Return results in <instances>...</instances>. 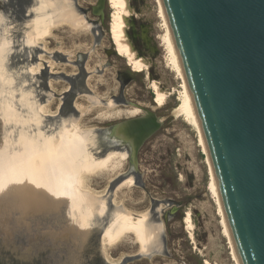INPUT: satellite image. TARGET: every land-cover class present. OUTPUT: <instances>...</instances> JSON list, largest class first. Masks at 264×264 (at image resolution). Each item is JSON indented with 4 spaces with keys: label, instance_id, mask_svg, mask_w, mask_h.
I'll return each mask as SVG.
<instances>
[{
    "label": "rangeland",
    "instance_id": "rangeland-1",
    "mask_svg": "<svg viewBox=\"0 0 264 264\" xmlns=\"http://www.w3.org/2000/svg\"><path fill=\"white\" fill-rule=\"evenodd\" d=\"M72 1L90 29L61 25L35 46L25 36L29 21L44 15L37 11V1L0 0V47L8 49L0 60L9 56L13 76L0 87V179L8 160L20 162L42 150L48 136L59 133L70 118L80 117L82 128L93 129L97 146L91 151L98 157L117 148L102 129L144 114L141 106L151 109L163 126L141 149L138 168L131 167L128 155H116L107 168L85 177L83 188L109 198L107 214L117 206L138 215L157 214L164 225L165 249L143 252L131 231L113 245L105 236L97 245L99 237L91 233L98 224L79 199L34 215L1 198L0 264H239L212 189L207 156L189 107L180 100L184 80L171 60L160 1L130 0V35L149 63V71L141 72L116 48L115 10L109 0L104 18L93 14L99 0ZM153 82L169 93L166 103L156 99ZM32 102L42 104V110L36 111ZM131 177L134 182H127ZM188 213L193 215L194 237Z\"/></svg>",
    "mask_w": 264,
    "mask_h": 264
},
{
    "label": "water",
    "instance_id": "water-1",
    "mask_svg": "<svg viewBox=\"0 0 264 264\" xmlns=\"http://www.w3.org/2000/svg\"><path fill=\"white\" fill-rule=\"evenodd\" d=\"M162 2L240 263L264 264V0ZM107 3L99 0L93 14L104 18ZM141 108L144 114L105 134L132 143L133 169L163 126L153 110Z\"/></svg>",
    "mask_w": 264,
    "mask_h": 264
},
{
    "label": "bare ground",
    "instance_id": "bare-ground-1",
    "mask_svg": "<svg viewBox=\"0 0 264 264\" xmlns=\"http://www.w3.org/2000/svg\"><path fill=\"white\" fill-rule=\"evenodd\" d=\"M36 1L37 11L39 13L42 12L41 15L44 13V15L41 17H35L32 21H29L31 22L29 24L31 28L26 33L25 37L32 45H38L40 43L39 39L49 35L51 30L61 25H69L78 30L90 29V25L86 21L87 19L85 18V15L81 13L72 0ZM159 1L167 25V40L171 60L184 80V91L182 98L179 99L189 107V119L198 131L201 146L207 156L206 159L212 177V189L218 197L219 205L223 213L225 232L229 236L230 242L233 245L235 257L238 263L241 264L223 206L217 178L210 160L199 116L181 64L176 42L171 31L169 19L162 0ZM109 4L115 10L112 19V31L114 33L113 39L116 41L117 50L127 59V63L131 65L133 70L138 72L144 70L149 71V63L139 55L130 35L127 17L131 12L130 0H109ZM5 47L6 46L0 47V55H4L8 52V49H5ZM8 57L6 56L3 61L0 60V87L4 86L2 83H8L10 82V79H13V76L8 69ZM152 88L155 91L156 99L160 103H166L169 93L165 92L158 82H153ZM93 98L94 97H91L92 100ZM32 105L36 111L39 112V110H42V104L32 102ZM108 105L112 108L115 106V103L109 102ZM135 112H137V110ZM36 120L41 122L43 121V118ZM79 122L80 117L68 119L59 133H55L51 137L48 136L42 150L33 152L27 157H22V160H19L20 162L8 160V164L4 166L3 175L0 179L2 180L0 182V199L5 198L6 200H9V203L18 204L20 208H22V211L25 209L34 215L44 213L45 211H54L56 206L62 201L79 199L84 205V210L87 209L86 211L88 213H93L95 223L97 222L98 224L97 230L93 227L94 230L91 233L93 236L94 234L98 235L99 238L97 245H101L100 240L103 236L108 240L109 245H113L122 235H124L125 232L131 231L136 235L143 252L148 253L155 248V253H162L165 249L163 242L164 225L162 222L157 221V214L146 212L145 214L142 213L138 215L128 211L123 206L112 207L110 214H107V208H109L110 205L108 201L109 198L101 197L92 193L90 190L83 188L85 187L84 183L86 182L85 177L95 174L100 169L107 168L109 162L116 155H122V157L128 155L131 160V152L129 151V145H127L129 149L118 151L116 149L119 148H116L104 152L102 156H94L91 150H93L92 148H95L97 144L93 129L82 128ZM114 126L109 128V130L112 131ZM108 134L110 135L111 133ZM115 137L116 138H113V142L115 143L117 142L121 145H124L123 143L132 144L131 142L122 139L123 137L121 135H115ZM30 146L33 147L32 144H30ZM127 182L133 183L134 179L131 177ZM109 215H111V219L108 220V222L106 217ZM91 216L92 215H90L89 218H91ZM186 220L188 223V229L191 231L192 237H194L193 215L188 213ZM105 238L103 237V239ZM102 248L104 250V246ZM205 264L211 263L206 261Z\"/></svg>",
    "mask_w": 264,
    "mask_h": 264
},
{
    "label": "flooded vegetation",
    "instance_id": "flooded-vegetation-1",
    "mask_svg": "<svg viewBox=\"0 0 264 264\" xmlns=\"http://www.w3.org/2000/svg\"><path fill=\"white\" fill-rule=\"evenodd\" d=\"M133 32H134V31L131 30V34H133ZM134 44H135V46L140 50V48L136 45V42H135V41H134ZM140 51H141V50H140ZM141 52H142V51H141ZM123 101H124V100H123ZM127 119H130V118H127ZM127 119H126V120H127ZM110 127H111V126H110ZM110 127L102 129V130L104 131L105 134H106V131L109 130ZM105 134H104V135H105ZM105 136H106V135H105ZM107 139H108V138H107ZM108 140H110V139H108ZM113 144L116 145L117 148L119 147L120 150H126V149L129 148L127 145H121V144H118L117 142H116V143L114 142ZM122 147H123V148H122ZM121 148H122V149H121Z\"/></svg>",
    "mask_w": 264,
    "mask_h": 264
}]
</instances>
